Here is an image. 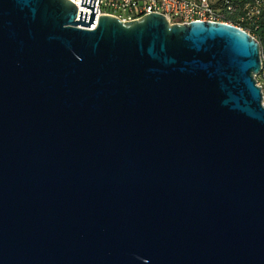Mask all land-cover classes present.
Here are the masks:
<instances>
[{
    "label": "water",
    "instance_id": "water-1",
    "mask_svg": "<svg viewBox=\"0 0 264 264\" xmlns=\"http://www.w3.org/2000/svg\"><path fill=\"white\" fill-rule=\"evenodd\" d=\"M95 1L0 0V264H264L258 41Z\"/></svg>",
    "mask_w": 264,
    "mask_h": 264
},
{
    "label": "built area",
    "instance_id": "built-area-1",
    "mask_svg": "<svg viewBox=\"0 0 264 264\" xmlns=\"http://www.w3.org/2000/svg\"><path fill=\"white\" fill-rule=\"evenodd\" d=\"M69 1L77 9V14L90 13L86 8H80V0ZM94 13H96L95 18L105 15L115 17L122 22L133 21L148 14H158L169 24L206 21L226 23L241 29L263 46L260 50L261 70L256 76V84L262 91L264 0H96ZM257 78L260 79V83Z\"/></svg>",
    "mask_w": 264,
    "mask_h": 264
},
{
    "label": "rangeland",
    "instance_id": "rangeland-1",
    "mask_svg": "<svg viewBox=\"0 0 264 264\" xmlns=\"http://www.w3.org/2000/svg\"><path fill=\"white\" fill-rule=\"evenodd\" d=\"M263 46L260 45V50L262 49ZM256 79V78H255ZM257 80L259 81L260 83V79L257 78ZM262 85V84H261ZM262 94H263V97H264V84L262 85Z\"/></svg>",
    "mask_w": 264,
    "mask_h": 264
}]
</instances>
